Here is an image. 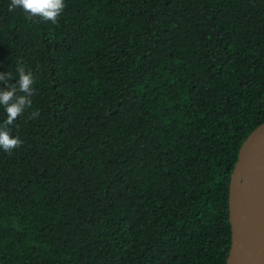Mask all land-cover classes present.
<instances>
[{
  "label": "trees",
  "instance_id": "16d2710c",
  "mask_svg": "<svg viewBox=\"0 0 264 264\" xmlns=\"http://www.w3.org/2000/svg\"><path fill=\"white\" fill-rule=\"evenodd\" d=\"M9 3L0 72L35 91L0 150V264H227L264 0H65L55 25Z\"/></svg>",
  "mask_w": 264,
  "mask_h": 264
},
{
  "label": "water",
  "instance_id": "95a60500",
  "mask_svg": "<svg viewBox=\"0 0 264 264\" xmlns=\"http://www.w3.org/2000/svg\"><path fill=\"white\" fill-rule=\"evenodd\" d=\"M227 264H264V123L244 141L231 175Z\"/></svg>",
  "mask_w": 264,
  "mask_h": 264
},
{
  "label": "clouds",
  "instance_id": "9594fccd",
  "mask_svg": "<svg viewBox=\"0 0 264 264\" xmlns=\"http://www.w3.org/2000/svg\"><path fill=\"white\" fill-rule=\"evenodd\" d=\"M17 8L23 10L28 20L39 18L41 21L55 25L63 14L66 4L65 0H10L9 12ZM16 73V83L13 84L10 83L13 79L11 72H0V85L5 86L0 88V107L6 113V119L0 123V150L8 154L19 149L23 144L20 137H13L10 126L24 114L26 109L32 107L31 97L35 91L33 72L26 70L22 62H18ZM38 116L39 112L33 111L29 118Z\"/></svg>",
  "mask_w": 264,
  "mask_h": 264
}]
</instances>
